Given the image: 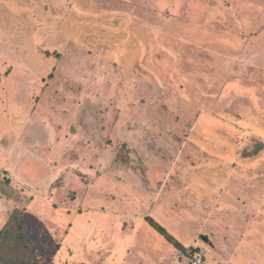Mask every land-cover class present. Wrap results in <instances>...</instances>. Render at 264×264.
Returning <instances> with one entry per match:
<instances>
[{"label":"rangeland","instance_id":"rangeland-1","mask_svg":"<svg viewBox=\"0 0 264 264\" xmlns=\"http://www.w3.org/2000/svg\"><path fill=\"white\" fill-rule=\"evenodd\" d=\"M14 207L42 264H264V0H0Z\"/></svg>","mask_w":264,"mask_h":264},{"label":"trees","instance_id":"trees-1","mask_svg":"<svg viewBox=\"0 0 264 264\" xmlns=\"http://www.w3.org/2000/svg\"><path fill=\"white\" fill-rule=\"evenodd\" d=\"M23 214V207H14L0 228V264H42ZM153 225L175 246L182 247L161 226Z\"/></svg>","mask_w":264,"mask_h":264},{"label":"built area","instance_id":"built-area-1","mask_svg":"<svg viewBox=\"0 0 264 264\" xmlns=\"http://www.w3.org/2000/svg\"><path fill=\"white\" fill-rule=\"evenodd\" d=\"M192 257L193 264H200L202 261V255L199 252H195Z\"/></svg>","mask_w":264,"mask_h":264}]
</instances>
